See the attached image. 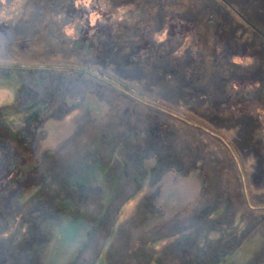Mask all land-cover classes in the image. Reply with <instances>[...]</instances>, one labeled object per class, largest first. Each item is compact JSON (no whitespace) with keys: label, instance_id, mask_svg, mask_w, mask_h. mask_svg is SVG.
Segmentation results:
<instances>
[{"label":"rangeland","instance_id":"obj_1","mask_svg":"<svg viewBox=\"0 0 264 264\" xmlns=\"http://www.w3.org/2000/svg\"><path fill=\"white\" fill-rule=\"evenodd\" d=\"M0 264H264V0H0Z\"/></svg>","mask_w":264,"mask_h":264}]
</instances>
